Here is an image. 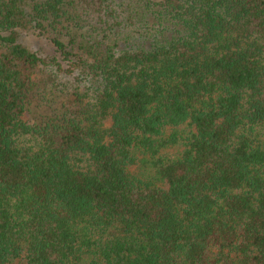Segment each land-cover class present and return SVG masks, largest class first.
<instances>
[{"label":"trees","instance_id":"trees-1","mask_svg":"<svg viewBox=\"0 0 264 264\" xmlns=\"http://www.w3.org/2000/svg\"><path fill=\"white\" fill-rule=\"evenodd\" d=\"M264 264V0H0V264Z\"/></svg>","mask_w":264,"mask_h":264},{"label":"rangeland","instance_id":"rangeland-1","mask_svg":"<svg viewBox=\"0 0 264 264\" xmlns=\"http://www.w3.org/2000/svg\"><path fill=\"white\" fill-rule=\"evenodd\" d=\"M15 264H18V263H15Z\"/></svg>","mask_w":264,"mask_h":264}]
</instances>
